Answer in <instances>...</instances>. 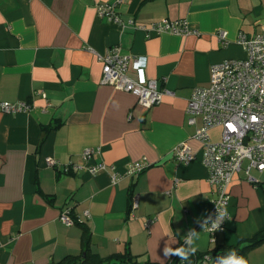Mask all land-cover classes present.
Masks as SVG:
<instances>
[{"label":"crops","instance_id":"0c3cea01","mask_svg":"<svg viewBox=\"0 0 264 264\" xmlns=\"http://www.w3.org/2000/svg\"><path fill=\"white\" fill-rule=\"evenodd\" d=\"M105 1L0 0V101L26 104L0 108V264H54L67 255L111 264L126 251L164 263L163 249L191 230L196 251L240 247L264 231V172L250 169L249 179L242 168L227 186L223 228H202L216 188L192 137L201 118L188 122L185 111L192 87L208 83L211 64L245 57L237 34L261 31L264 0H120L117 20L97 12ZM163 17L184 20L187 31L148 28ZM111 48L142 56L144 76L163 77L169 92L144 106L102 82L100 54ZM207 131L216 140L221 126ZM180 141L194 153L187 162L171 153ZM84 148H91L87 159ZM140 157L145 168L124 172ZM97 162L104 166L90 172ZM64 207L77 219L72 224L57 217ZM243 252L248 264H264V239Z\"/></svg>","mask_w":264,"mask_h":264},{"label":"built area","instance_id":"2783aa9c","mask_svg":"<svg viewBox=\"0 0 264 264\" xmlns=\"http://www.w3.org/2000/svg\"><path fill=\"white\" fill-rule=\"evenodd\" d=\"M118 1L97 3L96 10L106 18L117 20L113 9ZM148 28L154 32L168 30L179 33L187 31V24L181 19L163 17L151 21ZM219 36L224 37L225 31L219 30ZM237 38L245 49V57L226 58L211 64L208 83L193 86L185 106L188 122H194L197 116L201 118V124L195 128L192 137L200 141V160L206 167L208 181L216 188V198L204 218L211 217L206 230L215 220L217 208L227 207V186L231 175L242 168V160H246L243 172L247 178L251 179L250 167L264 171V23L259 33L246 37L240 32ZM100 56V80L131 92L140 104L149 106L158 102L163 93L169 92L161 86L163 77L144 76L142 56L120 55L114 48ZM128 59L132 63L131 70L128 69ZM25 107L22 101H0V108L4 111L23 110ZM216 125L221 126L220 136L211 140L207 130ZM171 153L183 162L195 157L184 141L178 142ZM81 154L83 159L89 158L91 148H84ZM45 161L54 164L50 157ZM147 165L145 158L140 157L128 163L124 172L134 174ZM103 166L102 162H97L88 169L93 172ZM115 179L112 174L110 180L114 182ZM130 200L135 206L136 195H131ZM57 217L64 224L71 223L67 208L61 209Z\"/></svg>","mask_w":264,"mask_h":264},{"label":"trees","instance_id":"16d2710c","mask_svg":"<svg viewBox=\"0 0 264 264\" xmlns=\"http://www.w3.org/2000/svg\"><path fill=\"white\" fill-rule=\"evenodd\" d=\"M241 163H242L241 166H242V170H243L244 165L246 164V160L243 159ZM250 169H255V168L250 167L248 169V171ZM255 170H257V169H255ZM259 172H264V171H259ZM134 174H136V173H134ZM249 174L251 175L250 172H249ZM64 208H66V207H64ZM67 209H68V215L71 219L70 224H72L73 221H76L77 219L70 214V210L68 207H67ZM223 224H224V222H223ZM87 238H88L87 234L83 235V239H84L83 242L86 244H87ZM262 239H264V231L260 230L256 234H253L248 239V242H246L243 246L236 247V246H226L224 244H215L212 247H210V249H208V250L206 249L203 251H196L195 254H193L189 257L188 260H182L179 257L173 255V256H170L168 258V260L164 263H152V262H149L147 260L138 261L135 259V257L132 254H130L129 252L126 251L124 253L123 257L117 256L118 261L106 260V262L111 263V264H122L121 261H125L126 264H216V261L218 258L226 257L232 251H235L238 256H243L246 259V255L243 252L244 248L248 245L250 246L252 244L257 243ZM182 246H186L185 245V239L180 240V242H178V244L176 245V247L174 249L180 248ZM205 255H207V257H205ZM77 257H79V256L78 255H76V256L75 255H67V256L63 257L62 259H59L54 264H80V261L77 259ZM121 259H123V260H121ZM97 263H100V262H97Z\"/></svg>","mask_w":264,"mask_h":264},{"label":"clouds","instance_id":"9594fccd","mask_svg":"<svg viewBox=\"0 0 264 264\" xmlns=\"http://www.w3.org/2000/svg\"><path fill=\"white\" fill-rule=\"evenodd\" d=\"M229 218L228 212L226 208H217V215L215 220L211 222L210 227L207 228L208 231L216 232L221 230V224ZM209 220L211 217L209 216L207 219L203 220L202 228L207 227ZM198 238V233L194 230H191L187 233L185 237V245L177 249H172L169 247H165L163 249V254L165 257L177 256L182 260H188L189 257L196 252V248L194 245V240ZM216 264H248V261L243 256H238L235 251L230 252L226 257L218 258Z\"/></svg>","mask_w":264,"mask_h":264},{"label":"rangeland","instance_id":"374dc122","mask_svg":"<svg viewBox=\"0 0 264 264\" xmlns=\"http://www.w3.org/2000/svg\"><path fill=\"white\" fill-rule=\"evenodd\" d=\"M210 133H211L212 138H214L217 136L218 129H215V130L211 131Z\"/></svg>","mask_w":264,"mask_h":264}]
</instances>
